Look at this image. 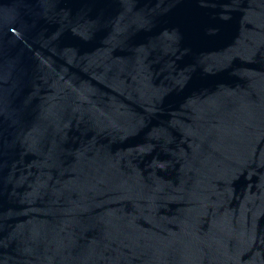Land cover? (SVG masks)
Instances as JSON below:
<instances>
[{"label": "water", "instance_id": "water-1", "mask_svg": "<svg viewBox=\"0 0 264 264\" xmlns=\"http://www.w3.org/2000/svg\"><path fill=\"white\" fill-rule=\"evenodd\" d=\"M0 264H264V0H0Z\"/></svg>", "mask_w": 264, "mask_h": 264}]
</instances>
